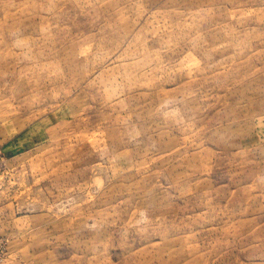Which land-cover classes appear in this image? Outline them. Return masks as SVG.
I'll return each instance as SVG.
<instances>
[{
	"label": "rangeland",
	"instance_id": "1",
	"mask_svg": "<svg viewBox=\"0 0 264 264\" xmlns=\"http://www.w3.org/2000/svg\"><path fill=\"white\" fill-rule=\"evenodd\" d=\"M0 264H264V0H0Z\"/></svg>",
	"mask_w": 264,
	"mask_h": 264
}]
</instances>
